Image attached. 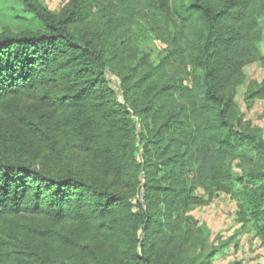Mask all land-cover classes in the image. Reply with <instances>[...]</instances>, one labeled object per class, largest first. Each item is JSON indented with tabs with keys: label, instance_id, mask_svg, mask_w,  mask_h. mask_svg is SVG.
I'll list each match as a JSON object with an SVG mask.
<instances>
[{
	"label": "trees",
	"instance_id": "1",
	"mask_svg": "<svg viewBox=\"0 0 264 264\" xmlns=\"http://www.w3.org/2000/svg\"><path fill=\"white\" fill-rule=\"evenodd\" d=\"M263 42L264 0H0V264H213L238 236L264 245V131L237 102ZM258 100L264 79L244 93ZM219 193L240 229L209 250L190 213Z\"/></svg>",
	"mask_w": 264,
	"mask_h": 264
},
{
	"label": "rangeland",
	"instance_id": "2",
	"mask_svg": "<svg viewBox=\"0 0 264 264\" xmlns=\"http://www.w3.org/2000/svg\"><path fill=\"white\" fill-rule=\"evenodd\" d=\"M44 3L50 11L59 13L67 5L68 0H44ZM145 49L151 51L155 57H159L165 50V46L160 42L149 41L145 43ZM262 50L264 55V42ZM245 75L246 83L238 89L237 102L246 120H251L264 131V100L256 101L251 110L247 109L244 101L247 85L250 81L261 82L264 79V68L261 64H253L246 67ZM110 78L115 84H119L116 77ZM198 195L207 200L203 191L200 190ZM237 211V203L224 193H219L205 205L195 206L192 209L190 215L200 224H206L212 231L209 250L237 234L240 229L236 220ZM236 241L239 242L238 249L235 250L232 244L228 251L215 257L213 264H231L234 260H242L245 264H264V245L254 234L238 236Z\"/></svg>",
	"mask_w": 264,
	"mask_h": 264
}]
</instances>
